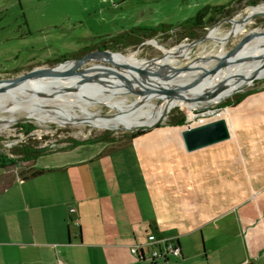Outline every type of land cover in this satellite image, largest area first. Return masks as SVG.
<instances>
[{
	"label": "crops",
	"instance_id": "1",
	"mask_svg": "<svg viewBox=\"0 0 264 264\" xmlns=\"http://www.w3.org/2000/svg\"><path fill=\"white\" fill-rule=\"evenodd\" d=\"M226 123L234 144L188 151L193 141L166 127L121 147L49 151L26 181L3 171L0 264H222L233 249L219 239L231 227L244 232L248 256L264 254V91L230 107ZM148 235L174 239L179 259L133 255Z\"/></svg>",
	"mask_w": 264,
	"mask_h": 264
},
{
	"label": "rangeland",
	"instance_id": "2",
	"mask_svg": "<svg viewBox=\"0 0 264 264\" xmlns=\"http://www.w3.org/2000/svg\"><path fill=\"white\" fill-rule=\"evenodd\" d=\"M230 1L232 0H0V84L22 80L30 73L43 72L46 75V73L55 70L58 65L65 63V61L56 62L71 58L85 47L106 43L110 38L129 33L132 30L155 29L161 25L176 26L194 17L205 6L226 5ZM256 6H264V3ZM254 7L248 6L247 0L235 4V12L231 17H236L234 22L232 24L223 22L225 19H231L225 18L212 26L204 28L200 32L199 38L208 33L209 39L198 46L190 48L187 45L196 42L199 38L196 40L181 38L178 31L174 30L168 34H158L152 39L144 40L137 47L110 49L104 53L93 52L85 57L87 60L82 66L76 67L74 65L73 70L74 72H81L84 69L104 66L120 71L127 67L160 58L163 55L161 49L169 51L180 46L183 47L178 54L164 59L165 62L169 63L168 67L170 69H180L193 64L197 70H192L191 73L197 74L212 70L219 62L220 56L226 55V53L232 52L238 47L252 45L264 36L263 17H256L244 25H240V20ZM237 24L241 26V29L235 33L234 37L225 42V35ZM95 56H107L108 58L107 61H96L93 59ZM64 67L66 65L60 68ZM52 80L61 82L67 79L46 77L36 80L26 79L20 87H37ZM147 84L140 86L137 90L147 92L151 88L146 86ZM184 84L183 81L172 82V86ZM224 85H228L229 90L220 95H215V91L212 89L204 95H198L200 92L197 90L193 94L191 92L187 95L190 99L186 102L196 106L195 109L172 108L155 120V127L150 131L166 127L173 128L178 130L181 140L192 142V139H194L192 133H196L203 126L223 121L227 128L226 122L230 107L218 108V105L230 100L235 94L247 90H260L264 85V79L244 84L243 82L240 84L233 82L224 83ZM112 88L114 89V87ZM89 93L96 98L105 96L100 92ZM140 98L138 95L126 92L115 96L110 102L124 108ZM158 102L159 100L151 98L145 104L148 106H142V109L148 111L153 106L162 105L165 101L157 105ZM62 109L68 116L73 115L69 108L65 109V105L62 106ZM136 109L132 110L135 111ZM88 111L100 117L119 115L118 111L103 105L90 106ZM42 113L47 119L42 123H34L29 119L25 120L27 118L20 111H12L7 108L1 109L0 154L10 156L12 159H19L11 153L15 148L21 149L23 146L55 151L65 149L72 140L82 142L104 134H110V138L118 139L135 132H150L107 130L97 126L68 123L60 118L56 119L54 117L55 113L46 107L42 109ZM74 114L81 117L78 110H75ZM181 116L185 119V125L180 127L167 126L170 120L178 119ZM141 117V115L130 114L126 116L125 121H135ZM6 123H9V125L3 129ZM22 124H30L34 127L29 135H24L18 127ZM112 126L122 127L114 124ZM196 134L195 138L197 139H195V142L187 144L188 147L214 142L211 134L202 132ZM227 142L203 150L211 151L220 148ZM229 142L234 144L232 138ZM123 145L124 142H121L115 146L121 147ZM236 163L239 166L242 165L241 157L236 158ZM30 164L31 162L19 161L17 167L8 170L9 176L20 179V174L25 173L30 168ZM3 171L0 169V174ZM242 194V192H237V205L245 199ZM228 232V236L220 238L219 241L221 247L226 244V248L233 249V251L229 252L227 260L222 264H239L245 257L249 264H264L263 253L256 256L247 255L248 242L245 239L244 232L240 235V231L235 227L228 229ZM233 232L234 234H232ZM217 244L219 245V243ZM197 261L203 263L201 259Z\"/></svg>",
	"mask_w": 264,
	"mask_h": 264
},
{
	"label": "bare ground",
	"instance_id": "3",
	"mask_svg": "<svg viewBox=\"0 0 264 264\" xmlns=\"http://www.w3.org/2000/svg\"><path fill=\"white\" fill-rule=\"evenodd\" d=\"M250 14H264V6L252 8L247 15ZM245 23L247 22H240V25L242 26ZM240 25L237 24V26L234 28L232 27L233 29L230 30L233 33L232 37H234L235 33L241 29ZM228 33L225 35V39ZM182 47L183 46H180L169 51H165L166 58L174 57L181 51ZM263 47L264 36L257 40L254 44L244 47L239 54L227 61L223 73L208 77V79L206 78V81H203L204 84L199 88L197 87V91L200 92L198 95H204L209 92L208 90L210 89L215 91V95L224 94L229 90V86H225L224 83L228 84L237 82L240 84L242 83L243 77H247L252 74L259 73L260 78H264ZM224 56L225 55H222L219 58H223ZM168 66L169 63L165 62V60H162L160 62L151 64L149 71L146 73L147 75L143 77L141 76L142 78H138L136 75H125V77L128 78L127 83L131 84V86L136 89L142 86V81L152 84L153 87H151L145 93L153 95L159 91H168L172 87L173 81H183L185 83L183 86H189L199 77H202L203 72H207L203 71L202 73L196 74L191 73L192 71H189L184 74H179L177 75V78L167 84V88L163 87L164 85L162 86L163 88L161 86L159 88L157 83H161V77L170 74V70H173ZM234 74H239L242 77H235ZM77 80L78 78L74 76L61 82L52 80L37 87H18L8 90L7 92L0 93V108H7L11 109L12 111H20V113L30 121L34 123H42L47 119L42 113V109L46 107L55 113L54 117L56 119L60 118L64 122L86 125L81 122L86 121L89 123L87 124L88 126H97L100 128H106L107 130L129 131L150 125L153 121L160 118L172 108L181 107L184 109H195L196 107L193 104L187 103L185 100L177 99L167 102L165 101L162 105L153 106L152 109L146 111L144 108L142 109V106H148L145 104L148 100H150V98L141 97L131 105L120 108L116 104L110 102L115 96L126 93V91L119 86V79L112 77L107 78L106 81H89L85 86L76 85ZM108 83L110 85H108ZM112 87H114V89ZM89 92H100L105 96L96 98L91 96ZM190 93L185 94L189 95ZM64 105L65 109L69 108L70 112L73 113L72 116H68L67 113L63 112L64 109H62V106ZM94 105L110 107L118 111L119 115H114L110 118L97 116L96 114L88 111V107ZM132 109H136L137 111H133ZM75 110H78L79 113H81V117L77 116V114H74ZM143 111L146 112L141 113ZM130 114H134L136 116L141 115L142 117L135 121L126 122V116ZM112 124L121 125L122 127L117 128L112 126ZM8 125L9 123H6V125L3 126V129H5Z\"/></svg>",
	"mask_w": 264,
	"mask_h": 264
},
{
	"label": "water",
	"instance_id": "4",
	"mask_svg": "<svg viewBox=\"0 0 264 264\" xmlns=\"http://www.w3.org/2000/svg\"><path fill=\"white\" fill-rule=\"evenodd\" d=\"M256 17H263L264 18V14L246 15L240 20V22H248L249 20H252ZM235 18L225 19L223 22H228V23L232 24L234 22ZM232 36H233V33L231 31H229L228 35L226 36L225 42L228 41ZM208 39L209 38H208V33H207L203 37L196 40V42H192V43L188 44L187 46L192 48V47H195V46L202 44L203 42L207 41ZM244 47L245 46H241V47L234 49L232 52L226 53V55L223 58H219V62L217 63V65L214 69L208 70L205 73L203 72L202 77H199L196 81L192 82L189 86H183V85L172 86V88H170L171 89L170 91H166L163 93L159 92V93H155L153 95L145 93V92H141V91L137 90L136 88H134L133 86H131V84H128L127 83L128 78H126L125 75H131V76L136 75L138 78L139 77L142 78L143 76L147 75L146 73L149 71L151 64L157 63V62H160V61L166 59L165 51L162 49H161V51L163 52V55L160 58H155V59L146 61L140 65H136L133 67H127V68L122 69L120 71L113 69V68H107L104 66H96V67H92L89 69H84L81 72H74L73 66L74 65L76 67L82 66L83 63L86 62V60H87V58H85L86 56L83 58L76 59V60L66 61L64 64L58 65L56 67V69L53 70L51 73L50 72L46 73V75L43 72L30 73V74H28V76H26L22 80L12 81L10 83H2V84H0V93H4V92H7L8 90L22 86L26 79H35L36 80V79H40V78H44V77L51 78V79H68V78H72L75 76L78 78L76 85L85 86V85H87V82H89V81L100 82V81H106L107 78L115 77L116 79H119L118 80L119 86L121 88H123L126 92H130L132 94L138 95L139 97L157 99V100H159L157 105L163 101L167 102V101L177 100V99H183L185 101H189L188 99H190V98L187 97V95L185 93L192 92V94H193L194 91L197 90V87L199 88L201 85L204 84V82L206 81V78L208 79V77H211L214 75H219V74L223 73L227 61H229L231 58H233L237 54H239L243 50ZM98 53H104V52H98ZM107 58H108L107 56H95L93 59L96 61H98V60L107 61ZM63 65H66V67L60 68ZM195 69L196 68H195V66H193V64H189V65L185 66L184 68L174 69L172 71L170 70L171 73L166 75V76L161 77V83H157V86L160 88V86L162 87L164 85L163 87L167 88V84L170 83L171 81H173L175 78H177V75L184 74V73H187V72L195 70ZM234 75H235V77H242L239 74H234ZM259 79H264V78H260L259 73H256V74H252V75L247 76V77H243L242 82L244 84V83L253 82V81H256ZM141 83H143L142 85L147 84L146 81H142ZM108 85H110V84L108 83ZM146 86L153 87L152 84H147ZM102 117L110 118V117H106V116H102ZM25 120H28V119H25ZM81 122H83V124H86V125L89 124L86 121H81ZM154 123H155V121H153L150 125H148L146 127L136 128V129H133L131 131H150L153 129V127H155ZM201 132L211 134L214 138L213 140H215V141L210 142V143L205 144V145H197V146H192V147L185 146L188 151L199 149V148H202L205 146H209V145L227 140L229 138L228 129L226 128V125L223 121L203 126L200 130L196 131V133H198V134ZM196 133H192L193 134L192 138H194V139H192V141H195V139H197V138H195L197 135Z\"/></svg>",
	"mask_w": 264,
	"mask_h": 264
},
{
	"label": "trees",
	"instance_id": "5",
	"mask_svg": "<svg viewBox=\"0 0 264 264\" xmlns=\"http://www.w3.org/2000/svg\"><path fill=\"white\" fill-rule=\"evenodd\" d=\"M242 0H232L226 5L220 6H205L201 8L194 17L189 18L176 26H168V25H161L155 29H147V30H132L129 33H123L112 37L109 39L108 42L93 45L90 47H85L79 52H77L74 56L69 59H62L56 63H61L62 61H71L76 60L77 55L80 54L81 56L85 57L93 52H106L110 49L116 48H127V47H137L144 42V40L152 39L156 37L158 34H168L171 31H178L181 38H190L192 40H196L200 37V32L209 26H212L218 23L221 19L231 18L233 13L235 12L234 5L239 3ZM260 3H264V0H247L248 6H256ZM82 57V58H83ZM81 58V57H80ZM49 64V63H48ZM264 85L260 88V90H247L239 94H235L230 100H226L218 105V108H226V107H233L239 104L244 98L247 96L254 94L258 91H263ZM189 114V113H188ZM185 125V119L181 116L178 119H172L169 121L167 126L170 127H180ZM20 130L24 135H29L32 130L34 129L33 126L30 124H22L18 125ZM147 132H135L130 135L123 136L121 138H110V134H104L97 138H92L87 141H75L72 140L69 142L67 149L87 144V143H95V142H107L111 144H117L124 142V145L130 144V142ZM49 151L46 148L39 149L33 146H23V148L14 149L12 151V155H16L19 159H12L10 156L1 155L0 154V169L4 171L11 170L12 168L17 167L18 162H34L38 157L45 155ZM31 167V166H30ZM43 170H35L29 168L25 173L20 174V181H26L29 179L36 178L37 176L41 175Z\"/></svg>",
	"mask_w": 264,
	"mask_h": 264
},
{
	"label": "built area",
	"instance_id": "6",
	"mask_svg": "<svg viewBox=\"0 0 264 264\" xmlns=\"http://www.w3.org/2000/svg\"><path fill=\"white\" fill-rule=\"evenodd\" d=\"M143 250L146 251V259L150 262L179 259L180 249L174 239L157 240L153 235H148L143 246H133L131 253L139 259L143 258Z\"/></svg>",
	"mask_w": 264,
	"mask_h": 264
},
{
	"label": "flooded vegetation",
	"instance_id": "7",
	"mask_svg": "<svg viewBox=\"0 0 264 264\" xmlns=\"http://www.w3.org/2000/svg\"><path fill=\"white\" fill-rule=\"evenodd\" d=\"M80 57L82 58L83 56H81L80 54H78L76 58L79 59Z\"/></svg>",
	"mask_w": 264,
	"mask_h": 264
}]
</instances>
